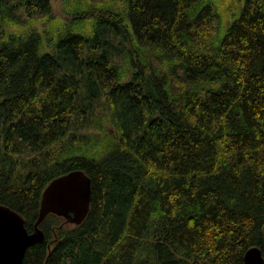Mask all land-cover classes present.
<instances>
[{
  "label": "trees",
  "instance_id": "obj_1",
  "mask_svg": "<svg viewBox=\"0 0 264 264\" xmlns=\"http://www.w3.org/2000/svg\"><path fill=\"white\" fill-rule=\"evenodd\" d=\"M54 1L0 0V204L32 233L54 179L93 194L24 264L264 252V0Z\"/></svg>",
  "mask_w": 264,
  "mask_h": 264
},
{
  "label": "water",
  "instance_id": "obj_2",
  "mask_svg": "<svg viewBox=\"0 0 264 264\" xmlns=\"http://www.w3.org/2000/svg\"><path fill=\"white\" fill-rule=\"evenodd\" d=\"M92 194V180L82 170L54 179L43 192L32 233L28 231L22 214L0 204V264H24L28 250L45 241L40 226L49 215L64 218L73 225H82L91 209ZM245 259L247 264H264V252L252 248Z\"/></svg>",
  "mask_w": 264,
  "mask_h": 264
},
{
  "label": "rangeland",
  "instance_id": "obj_3",
  "mask_svg": "<svg viewBox=\"0 0 264 264\" xmlns=\"http://www.w3.org/2000/svg\"><path fill=\"white\" fill-rule=\"evenodd\" d=\"M224 2H225V4L226 5H228L229 4V0H223ZM233 3H236V4H238L239 6H242L243 5V3H244V0H233ZM53 11H54V13H55V15L56 16H58L59 17V19L60 20H66L67 19V17H65V15H64V12H63V7H62V3L59 1V0H55L54 2H53ZM26 20H27V18H26ZM30 21V20H29ZM30 26L31 27H34V26H36V28H38L39 29V31H43V24H40V23H30ZM93 117L89 120V125H91L92 126V124H93Z\"/></svg>",
  "mask_w": 264,
  "mask_h": 264
}]
</instances>
